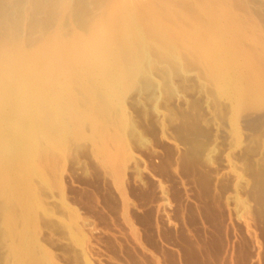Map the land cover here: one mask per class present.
Segmentation results:
<instances>
[{
	"label": "bare ground",
	"instance_id": "1",
	"mask_svg": "<svg viewBox=\"0 0 264 264\" xmlns=\"http://www.w3.org/2000/svg\"><path fill=\"white\" fill-rule=\"evenodd\" d=\"M190 91L209 118L171 107L158 110V125L181 119L195 168L212 137L229 150L249 143L204 185L208 228L193 241L184 210L167 218L187 230L173 235L159 218L163 197L139 212L127 190L138 179L132 147L143 140L146 102L154 110ZM76 170H92L116 196L123 227L105 240L69 203ZM249 185L245 198L238 188ZM53 246L70 264H264V0H0V264H61Z\"/></svg>",
	"mask_w": 264,
	"mask_h": 264
},
{
	"label": "rangeland",
	"instance_id": "2",
	"mask_svg": "<svg viewBox=\"0 0 264 264\" xmlns=\"http://www.w3.org/2000/svg\"><path fill=\"white\" fill-rule=\"evenodd\" d=\"M180 93H182V92H180ZM191 94H193V96H191ZM197 95H199L200 97L197 98ZM201 98H202V96L200 94H197L195 92L190 91L189 94L188 93L186 94L184 100H183V98H180L181 100L179 99V100H175V101L173 99L172 101H167V103L170 102V104H168V105L166 104V102H164L163 99H159L158 101H160V102L159 103L157 102V104H156L158 106V108H157V106H155L157 109L155 108L154 110H152V106H154V104H151V102H146V105L147 104L149 105V107H148V105L146 107L150 110V111L147 110L146 107H145V110H143L144 111L143 115H145L144 119L146 121L143 119V115L140 117V120H142L140 126H142L141 128H143V129H141L140 136L143 138V140L141 142L139 140L133 141V144H136V145H133L134 147H132V152L135 155V162L132 164V166H134L132 173L134 172L133 173L134 175H138V176H136V177H138V179H136L137 183L136 182L135 183H131V182L127 183L128 184L127 188H129V189H127L128 193H129L128 197H129L131 203L133 202V204H136L139 206V208H140L139 209L140 211L138 210L139 212H144L145 210H149L150 207H153L154 203L164 199L165 201H163V204H164L163 209H160L161 213H159L160 221H162L161 222V224L163 226L162 228L165 231L169 230L168 233L171 232L173 235L174 234L180 235V234H178V231L181 234H182V232L185 234V231H187L189 229L188 230L189 232L187 231L185 234V236H186L189 233L188 234L189 236L187 235L188 239L190 238L189 241L191 239H195L198 232L200 233V235L198 234V236L203 235L202 230H205V228H208V225H207V227L204 226L205 224H207V222L204 223L205 222L204 217H201V216H203V211H202V214L200 213L201 208L205 205V201H206V203L208 201L207 200V192L204 189V185L207 187H212L213 177H214L215 171L219 170L221 168H224L223 163H225V159H227L229 154L231 153L230 156L233 155L232 157H234L235 161H238V163H239V161L242 160L241 154L247 151L245 148L247 147V144L249 145L248 142L243 141V143H241L239 147L235 148L234 150H229L227 144L223 143L221 137H219L218 139H215L214 137H212V139H211L212 142L210 141L211 146L209 145L210 146L209 148L211 149V151L209 149L206 153V162L204 163L203 166L195 168L196 166L192 165V161H190V159H186L187 158L186 153L191 152L190 148L188 147L189 145H187L185 142L182 141L180 134L178 133V128L181 125V119L178 117L174 118L173 121L171 122V124H169L170 123L169 118H168V116H165L164 121H166L167 119H168V121H166L167 123L166 122L164 123V126H165L164 132L162 130H160V127L158 125V121L161 118L159 111H161V109H163L166 112L168 110V108H171V107L176 108V109L183 111L185 113L186 112H189V113L192 112L194 116H197L196 114H199L201 112L202 114H204L205 118H209L208 104L205 103L203 101V99H201ZM195 100L202 102V105L200 104L201 105L200 108H199V104H198V111H197V107H196L197 101H195ZM189 102H191V103H189ZM164 105H165V107H164ZM191 105L195 106V110H193V107ZM162 106H163V108H162ZM142 109H144V108H142ZM147 112H149V113H147ZM153 112H155V113H153ZM145 113H147L148 116ZM206 113H207V115H206ZM134 115H135V113H134ZM153 116H154V118H153ZM158 116H159V118H158ZM136 118L139 119L138 116ZM147 122H149L148 123L149 125L147 124ZM206 129L213 133V130H212L210 125H206ZM160 131L164 133V136H166V138H164V139H166V140L163 139V141H160L161 140V132ZM213 140H215V141L213 142ZM175 147L178 148V152H176ZM251 147H254V146H251ZM186 148H188V149H186ZM256 155H258V154H256ZM212 157H213V159H212ZM188 161H190V162H188ZM79 169H80V171L83 170L81 167ZM139 169H140V171H139ZM78 170L75 171V174L73 176L74 177L73 178L74 183H72L71 187L69 188V191H71V193L69 192V194H68V200L70 199L69 203L70 204L72 203V205H75L77 207L79 213L81 214V216L85 217V219H86L84 221V223H85L84 229L85 230L88 231L91 228H96L97 231H100L98 233L96 232L97 234L95 233L91 237H94V235H98L102 240L103 239L105 240L106 237H108V234L107 233H106L107 235L105 234L106 231H108L110 229L112 230L116 227L117 228L123 227V225L120 221V218L118 217V215L115 211V209H117V208H114L115 203L117 202L116 201L117 199L115 198L116 196L113 194V192H110V190L112 188L107 184V182L102 181L103 183H100L103 178L101 179V177H99V178L95 177L97 180L98 179L99 180L97 181L95 179V181H94V176H93L94 174L91 173V172H93L92 170H91V172L89 171V172L85 173L87 177H85L84 171L80 172ZM135 170H138V171H135ZM90 173L93 176V177L90 176L91 178L88 176V175H90ZM83 175L85 178L83 177ZM92 178H93V180H92ZM205 178L207 180H209L208 184L203 182V180H206ZM201 179H202V182H201ZM103 180L105 181V179H103ZM157 182H159L160 184H158ZM93 184H96V187L98 186L97 191L100 194L99 199H98L99 203L97 202L98 207H95L93 201L91 200V198L89 196V193H90L89 190L91 191L93 189V187H95V185H93ZM98 184H101L103 187L98 185ZM200 184H202V185H200ZM218 185L220 187H222V189H224V191H226L230 194V197H229V201H230L229 203L230 204L229 205L233 206V208H232L233 211L238 213L237 209L234 207L235 206L234 204H236L235 194H234L235 192L232 190V187L230 186V182H229L228 178L223 177L222 179H220ZM99 186H100V188H99ZM104 186H106L107 188L106 187L104 188ZM101 188H104V189L101 190ZM81 189L84 190L85 192H88V193L86 194L84 192L83 193L84 198H82L83 196H80L81 197V200H80V197H78L79 196L78 192ZM162 189H164V190H162ZM239 189H240V191H239ZM249 190H250V185L248 187H244L242 189L240 186L238 188L239 194L240 195L243 194L242 196L245 198H246L245 195L248 194ZM111 191H113V190H111ZM161 191H163L162 194H161ZM69 196L70 197L72 196V197L70 198ZM161 197H163V198L161 199ZM112 198L116 202L113 201ZM185 198H186V200H185ZM176 205H178V206H176ZM179 206H180V208H178ZM194 207H195V209H194ZM254 207L255 206L253 205V208H252L253 210L256 209ZM196 208H199L198 209L199 214L197 213ZM179 210L180 211L184 210V216H183L184 220L183 221H184V223H187L186 224L187 227L186 228L184 227V228L185 229L188 228L187 230L183 229L184 231L182 230V228H183L182 224H184L182 222V219L180 222L181 226L177 225L174 230L171 229L172 224H169V223L167 224L169 218H173V219H169V220L173 221L174 223L176 220H178L177 219L178 215L181 213ZM139 212H135L137 217L142 216V213H139ZM198 216H200L201 218L200 217L198 218ZM174 217H177V218L175 219ZM161 218L162 219L165 218V220L164 219L161 220ZM179 218H180V216H179ZM164 222H166V223H164ZM140 225H141V228L140 227L139 228L141 230H142V228H144V229L148 228L147 223L145 224V225H147L145 227L143 226L144 222H141ZM195 226H197V227H195ZM203 227H205V228H203ZM193 233L194 234L197 233V234L194 235ZM45 234H47V233H45ZM184 234L182 236H184ZM191 241H193V240H191ZM105 246H104V248L102 247V249H104L103 250L104 255H105V252L107 255V251H109L108 250L109 248L107 249V247H105ZM105 248L107 249V251L105 250ZM52 251L55 253L57 259L59 260V261L57 260L59 263L70 264V262L63 256L62 252L60 251V249L57 246H53ZM109 254L113 255V253H111V251H109L108 255ZM106 255L104 257L107 258ZM111 255H110V257H113Z\"/></svg>",
	"mask_w": 264,
	"mask_h": 264
}]
</instances>
